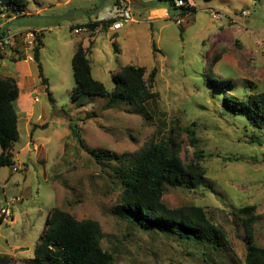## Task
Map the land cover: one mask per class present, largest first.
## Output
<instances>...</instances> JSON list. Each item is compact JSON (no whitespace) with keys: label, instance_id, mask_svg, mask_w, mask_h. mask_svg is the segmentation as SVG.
<instances>
[{"label":"rangeland","instance_id":"374dc122","mask_svg":"<svg viewBox=\"0 0 264 264\" xmlns=\"http://www.w3.org/2000/svg\"><path fill=\"white\" fill-rule=\"evenodd\" d=\"M128 1L28 0L24 12L32 14L16 15L23 19L8 27L7 34L41 32L39 62L47 85L41 84L36 63L28 61L23 82L17 81L22 92L33 91L32 116L26 123L17 112L14 165L0 167V264H45L35 261L33 252L53 209L77 221L98 222L100 246L115 264H245L244 227L230 215L245 206L255 207L253 244L264 249V126L250 127L244 116L223 106L225 96L264 91V0H187L193 12L180 15L178 10L159 21H148L146 12L164 4ZM140 5L147 7L133 9ZM212 12L222 18L212 19ZM2 14L0 30L7 25ZM130 14L135 22L123 24L118 33L102 29L89 40L91 75L110 90L119 68H144L147 79L156 67L157 100L145 105L142 114L124 104L107 108L100 97L73 101L71 58L86 34L72 29L88 21L97 27L103 20L123 21ZM21 55L10 54V61ZM216 55L219 59L212 63ZM4 73L0 67V76L9 77ZM209 78L218 84L208 83ZM191 124L204 178L194 189L168 188L162 201L171 209L202 208L222 232L216 250L118 219L112 213L122 191L115 164L96 163L75 135L87 148L121 155L166 140L171 129L180 157L189 163L194 148L183 130ZM255 139L259 143H252Z\"/></svg>","mask_w":264,"mask_h":264},{"label":"trees","instance_id":"16d2710c","mask_svg":"<svg viewBox=\"0 0 264 264\" xmlns=\"http://www.w3.org/2000/svg\"><path fill=\"white\" fill-rule=\"evenodd\" d=\"M185 7L177 8V0H160L168 13L178 10L180 15L194 11L192 6L183 0ZM210 1V0H205ZM28 0H0V12L7 15L24 13ZM118 9V1L115 2ZM18 17V16H16ZM114 21L103 22L106 28ZM97 24L85 25L93 29ZM72 29V28H71ZM1 31V30H0ZM4 32L0 39L6 37ZM35 42L32 49L33 62L36 63L38 77L46 87L39 62V50L42 47L41 32H34ZM4 46H7L4 44ZM155 49V46H153ZM20 55L19 52H16ZM23 58L12 60L19 61ZM219 56L213 58L217 62ZM71 69L74 88L71 94L73 101L83 97H100L107 101V108L124 104L142 114L144 106L157 100L158 94L153 91L155 77L158 73L153 67L144 78V68L125 65L112 74L113 87L107 90L104 85L91 75L87 51L77 43L71 58ZM207 79V78H206ZM218 82L208 79V83ZM245 88H250L246 85ZM48 89L46 88V92ZM19 89L13 78L0 76V167L13 166L12 146L19 139L18 115L16 101ZM50 98V96H49ZM51 99V98H50ZM223 106L236 116H244L248 125L253 128L264 126V91L250 93L243 98H223ZM191 126L184 128L189 145L194 148V161L184 162L180 150L172 139L170 129L166 140L150 143L133 153L118 155L114 152L87 148L79 135L78 143L82 149L98 164L114 163V175L120 186V199L112 213L120 220L143 230H156L160 233L174 235L183 241H192L197 245L207 246L210 250L221 248L223 235L219 227L209 219L206 212L197 206H184L171 209L162 197L168 188L194 189L204 178V168L200 164L202 154L196 150V139ZM32 135V133H31ZM259 143V140L253 142ZM230 215L242 221L246 235L245 264H264V249L253 244L252 224L255 216L254 206H245L231 211ZM101 227L93 220L77 221L60 209H53L45 220L44 230L35 245L33 258L45 264H115L112 256L100 246Z\"/></svg>","mask_w":264,"mask_h":264},{"label":"crops","instance_id":"0c3cea01","mask_svg":"<svg viewBox=\"0 0 264 264\" xmlns=\"http://www.w3.org/2000/svg\"><path fill=\"white\" fill-rule=\"evenodd\" d=\"M126 2L129 3L128 0H126ZM146 7L147 6L140 5V6L133 7V9L138 10V11H142ZM125 8H126V13L127 12L130 13V11L128 10L129 7L127 4L124 7V9ZM0 13H3L2 14L3 17L6 16L4 24H8V23L12 22L14 19L18 18L15 15H11L10 17H8L7 16L8 12H5L4 10H2ZM31 14L32 13H30V12H24V13H22V16L27 17L28 15H31ZM149 14H150L149 17H151L152 19L149 20V17L147 16L146 19L148 21H159V20H164V19L168 18V10L165 7H161V6L154 7L149 12H146V15H149ZM124 18L129 19V21H130L129 23L135 22V19H134V17L131 16V14L129 17L124 16ZM117 20H119V19L115 18L113 21H117ZM103 22H105V21L103 20ZM103 22H102L103 26H101V24H100V26L97 27L98 26V24H97L92 30L88 29L86 27L88 30H90L89 36L87 34L86 35L83 34V35H85V37H81V39L77 42V43H81L82 48L84 50L89 49V47H90V45H89L90 41L89 40H92L95 37V34L99 30L103 29V30H106V31L113 33V34H116L120 31L119 30L118 32H112L109 28L110 25L106 28V26H104ZM92 23H95V21H88V22L82 23L80 25H76V27L82 28V27H85V25H89ZM129 23H127V24H129ZM7 31H8V29L6 30V32ZM37 32H39V31H37ZM23 36H24V38L21 39L20 37H23ZM25 36H26V34H24V35L6 34L5 38L0 39V41H2L3 44L7 45V46H4V53L0 54V55H2V57L0 58V62H1L0 67L5 69V71H6V73H4L3 76L12 77L17 84V87L19 89V96H18V99L16 101V108L18 109V111H17L18 114H21L22 118L26 120L32 116L31 104H32V101H34V98H32L33 91L31 92V88L28 87V88H25L24 92H22L21 88L18 84V81H17V79L19 78L23 82V80L25 78V74L28 70L27 62L29 61L28 56L30 54H28V50L26 48ZM16 52H19V53L21 52L23 58L19 61L11 62L10 61L11 60L10 54L16 53ZM5 61H8V63H6ZM26 123H27V120H26Z\"/></svg>","mask_w":264,"mask_h":264},{"label":"built area","instance_id":"2783aa9c","mask_svg":"<svg viewBox=\"0 0 264 264\" xmlns=\"http://www.w3.org/2000/svg\"><path fill=\"white\" fill-rule=\"evenodd\" d=\"M175 6L177 8H182V7H185L186 4L183 0H177ZM241 15L243 17H248L249 16V13L247 11H241L240 12ZM211 18L214 19V20H219L222 18V15L219 13V12H212L211 13ZM129 19L127 18H123V21H120V20H117V21H114L110 26V30L112 32H118L119 30H121L123 28V24H127L129 23ZM177 25H180L181 24V21L180 20H176L175 21ZM73 33L78 35L80 33H83V34H88V29L86 27H82V28H73L72 29ZM25 40H26V48L27 50L29 51H32L33 49V45H34V42H35V35L34 33H28L26 34L25 36ZM3 54L4 53V44L2 41H0V54ZM28 60L29 61H33V58H32V55H29L28 56ZM13 171H16L15 168H13ZM2 213H5V211L1 210Z\"/></svg>","mask_w":264,"mask_h":264},{"label":"water","instance_id":"95a60500","mask_svg":"<svg viewBox=\"0 0 264 264\" xmlns=\"http://www.w3.org/2000/svg\"><path fill=\"white\" fill-rule=\"evenodd\" d=\"M158 4H160V0H154V2L151 4V7H154V6L158 5ZM30 17H32V16H30ZM21 19H23V18H16V19H14L12 22H17V21H19V20H21ZM12 22H10V23H12ZM10 23H8V24H7V25H6V26L0 31V36H2L4 32H6V30L8 29V27H9V25H10Z\"/></svg>","mask_w":264,"mask_h":264}]
</instances>
